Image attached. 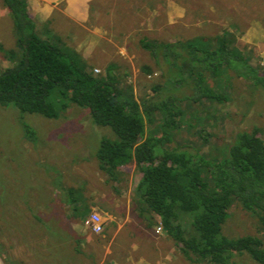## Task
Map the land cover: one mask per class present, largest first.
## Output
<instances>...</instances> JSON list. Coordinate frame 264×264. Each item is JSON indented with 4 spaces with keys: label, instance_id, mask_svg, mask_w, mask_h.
<instances>
[{
    "label": "rangeland",
    "instance_id": "rangeland-1",
    "mask_svg": "<svg viewBox=\"0 0 264 264\" xmlns=\"http://www.w3.org/2000/svg\"><path fill=\"white\" fill-rule=\"evenodd\" d=\"M26 3L41 38L79 53L93 74L102 75L114 63L118 87L138 102L150 98L152 85L163 83L168 67L155 66L141 48L143 38L170 42L232 34L246 45L250 65L264 68V0L96 1L82 23L68 16L65 2ZM9 51H18L15 23L0 0V72L13 65ZM233 85L221 90L230 97L224 104L178 103L180 127L169 147L190 148L216 161L239 132L256 129L264 142V92L243 79ZM103 138L115 135L75 105L57 119L20 113L12 105L0 108V223L7 226L0 234V264H208L189 261L156 224L148 225L134 196V166L121 167L117 182L99 169L95 154ZM93 214L100 216L99 233L87 225ZM229 215L223 225L227 237L264 238V227L240 205L234 203ZM237 262L255 264L246 254Z\"/></svg>",
    "mask_w": 264,
    "mask_h": 264
},
{
    "label": "trees",
    "instance_id": "trees-1",
    "mask_svg": "<svg viewBox=\"0 0 264 264\" xmlns=\"http://www.w3.org/2000/svg\"><path fill=\"white\" fill-rule=\"evenodd\" d=\"M4 4L15 23L18 51L7 52L13 65L0 72V108L12 105L20 113L47 119H57L69 105L87 109L96 126L115 135L99 143V169L117 182L121 167L134 166L139 173L134 196L143 204L144 219L179 245L186 259L239 264L237 259L246 254L255 264H264V238L223 234L234 203L264 227V142L258 131L237 133L227 154L216 161L190 148L169 147L180 127L178 103L224 104L230 97L221 90L233 89L235 79L264 92V68L250 65L246 45L232 34H196L170 42L143 38L141 48L155 66L168 67L163 83L152 85L150 98L138 102L129 89L118 87L114 63L102 75L89 72L79 53L39 36L26 0ZM183 90L189 94L181 96ZM0 225L1 234L7 226Z\"/></svg>",
    "mask_w": 264,
    "mask_h": 264
},
{
    "label": "crops",
    "instance_id": "crops-1",
    "mask_svg": "<svg viewBox=\"0 0 264 264\" xmlns=\"http://www.w3.org/2000/svg\"><path fill=\"white\" fill-rule=\"evenodd\" d=\"M43 2L44 4H52L54 2L59 3L60 2H65L66 5L68 6L67 10L69 11L71 19L76 21V22H81L86 19L89 20V6L92 4L93 6L95 5L96 1H105V2H113L114 0H36V2ZM44 10V9H42ZM71 11H74L76 14L74 16L71 14ZM85 16V17H84ZM100 30V29H99ZM249 35V33H248ZM253 34L250 33V36ZM67 203V202H66ZM67 204H72V203H67Z\"/></svg>",
    "mask_w": 264,
    "mask_h": 264
},
{
    "label": "built area",
    "instance_id": "built-area-1",
    "mask_svg": "<svg viewBox=\"0 0 264 264\" xmlns=\"http://www.w3.org/2000/svg\"><path fill=\"white\" fill-rule=\"evenodd\" d=\"M100 222V216L97 214H93L91 218L87 221V225L91 227V230L94 233H99L102 231L103 227Z\"/></svg>",
    "mask_w": 264,
    "mask_h": 264
}]
</instances>
